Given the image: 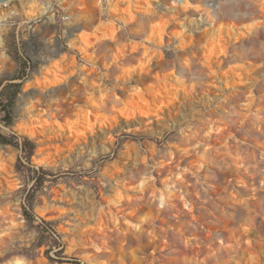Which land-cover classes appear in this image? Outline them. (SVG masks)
Returning a JSON list of instances; mask_svg holds the SVG:
<instances>
[{"label":"rangeland","instance_id":"374dc122","mask_svg":"<svg viewBox=\"0 0 264 264\" xmlns=\"http://www.w3.org/2000/svg\"><path fill=\"white\" fill-rule=\"evenodd\" d=\"M120 1L0 4L10 11L0 22V164L15 155L0 178V264H264V0H150L152 13ZM47 6L52 23L28 18ZM111 25L114 40L102 32ZM79 37L92 58L73 48ZM209 53L220 66L206 64ZM58 61L76 67L62 95L39 84ZM141 61L150 67L138 78ZM142 93L176 100L144 123L153 133L125 126ZM20 123L71 129L85 144L66 133L38 142Z\"/></svg>","mask_w":264,"mask_h":264},{"label":"bare ground","instance_id":"6f19581e","mask_svg":"<svg viewBox=\"0 0 264 264\" xmlns=\"http://www.w3.org/2000/svg\"><path fill=\"white\" fill-rule=\"evenodd\" d=\"M61 2L62 5H67V3H69L70 1L72 0H59ZM120 1V0H119ZM180 1H183V0H180ZM121 4L125 5L128 0H121L120 1ZM147 2V3H146ZM146 2H143L141 1L140 3L136 4L137 8L134 10L135 13H137V11L139 12H147V13H152L153 11H155L156 8H151V4H150V0H146ZM130 3V2H129ZM187 2L184 1L181 2V5L180 6H183L184 4H186ZM34 4V8H35V5L36 2H33ZM32 4V5H33ZM128 4V3H127ZM126 4V5H127ZM122 5V6H123ZM143 6V7H142ZM149 6V7H148ZM40 7V6H39ZM38 7V8H39ZM129 7V5H128ZM127 7V8H128ZM155 7V6H154ZM159 7V5L157 6V8ZM34 12L31 13H28V18L31 19L32 16H43V15H48L49 16V19H50V22L52 23L54 21L53 19V12H52V9L51 7L47 6L45 8H40ZM120 9V7H119ZM129 9V8H128ZM174 11L177 10V8H174ZM132 10V9H131ZM144 10V11H143ZM114 11V10H113ZM117 11V9H116ZM114 11L112 14L113 16H115L116 18L119 19V21H124L125 23H128L130 21H132L134 19V13H126V12H123V10H119L118 12ZM125 11V10H124ZM3 10H1L0 12V22L4 20V18L10 14V11H6V14L2 13ZM37 17V18H38ZM50 24V23H49ZM86 24L85 23H82L81 24V27H85ZM6 28L5 27H2L0 25V46L3 44V39H2V36H1V33L5 30ZM251 29V28H250ZM249 29V30H250ZM163 31V30H162ZM46 32H47V36H45L47 38V41L49 43H51L53 41V36H51V32H50V29L49 27L46 28ZM102 32H104V37L105 38H109L110 40H114L116 38V29L113 25L111 26H108V27H105V28H102ZM73 33V32H72ZM181 34V33H180ZM50 35V36H49ZM49 36V37H48ZM45 38V39H46ZM158 41L161 39L160 37L157 38ZM162 42V41H161ZM73 48H75L76 50H78L79 52L85 54L87 56V58H92V54L90 53V46H91V43H88L86 40H84L83 38H78L76 42H72L71 43ZM132 49V48H131ZM226 52V51H225ZM210 54V53H209ZM208 54V55H209ZM207 55V56H208ZM205 56V55H204ZM212 54H210L206 59L207 63L209 65V67L213 68L212 66H214L215 64H218L220 66L221 64V61L220 59H217V58H212L211 57ZM118 57V56H116ZM64 58V57H63ZM65 59V58H64ZM63 59V60H64ZM117 59V58H116ZM57 62V61H56ZM74 62V61H73ZM71 62V61H68L65 63V61L63 63H59L58 61V64L55 63V66H56V69L55 71L53 72V75L52 77L50 78V80H44V81H41L39 82L40 84V88L44 89V88H47V87H50V86H53L51 87V89L58 95H62L64 94L67 90H73L72 89V86L71 84L76 82V79L75 78H70L72 77L71 75L74 74L75 72V64ZM150 62V61H149ZM149 62L147 63L146 61H141L140 62V65L138 68H135V70L139 69V77L141 76V73L140 72H144L145 76H147V72L149 71V67H150V64ZM210 69V68H209ZM134 70V71H135ZM211 71V70H210ZM215 71V70H214ZM233 73V72H232ZM164 74V73H163ZM229 74V72L227 73ZM226 74V75H227ZM235 74V73H234ZM223 75V74H222ZM225 75V76H226ZM158 76V79H161V78H167V76L165 75H157ZM173 78L172 79H178L176 78L173 74L171 75ZM224 76V75H223ZM228 76V75H227ZM227 78V77H226ZM236 78V77H235ZM234 78V79H235ZM234 82V81H232ZM251 84V83H250ZM166 85V84H164ZM29 85H27L26 87H29ZM233 87L236 89L239 87V84L235 81L233 83ZM42 89H37L34 91L35 95H40L41 94V90ZM244 89L248 90L249 92L252 91V87L251 85H246L244 87ZM156 91H154L155 93ZM166 92V90H165ZM168 92V91H167ZM166 92V93H167ZM101 93V92H100ZM147 94V93H146ZM151 94V93H150ZM168 94V93H167ZM74 95L76 96V93H74ZM175 95V94H174ZM103 94H101V99L103 98ZM253 95H251L252 97ZM176 97V95H175ZM146 98V95L144 93L140 94L139 96H136V98H134V100H143V102H145V104L143 105L142 103V106H140V104L138 103V100L136 103H134V107L132 110L131 109V112L127 114L126 118L127 119H130V121L127 123L128 126H133V130L134 131H137V132H141L142 129H145L144 131H148L149 133L152 132V124H149V125H145L144 123L146 121H149V122H154L156 121L157 117H159L163 111L164 112H167L168 111V114L171 112V108L175 105V98L174 96L172 95L171 97L169 96V99L167 101V99H164L165 97L162 96V93H159V94H152L150 96V101H144V99ZM133 100V101H134ZM175 100V101H174ZM172 101V102H171ZM139 104V107L137 108L135 105L136 104ZM178 105V104H176ZM172 106V107H171ZM137 109V110H136ZM38 116V114H37ZM84 117V116H83ZM88 125V124H87ZM59 126V125H58ZM126 126V125H125ZM74 128V127H73ZM61 128H57L56 126L54 125H48V126H45L44 125H41L40 127L36 128L34 127V125L32 126L31 123H20L18 126H17V130L22 133V134H25L27 135L28 137L30 138H37L38 139V142H44V141H50V140H53V139H58V138H61V135H63L64 133L66 134H70V135H73V137H77V140L78 142L81 141V145L82 144H85V140L83 137H80V134L78 135V133H76V131L74 130H65V131H61L60 130ZM63 130V129H62ZM93 128H91L89 130V134L91 136V134H93L91 136V138L93 136H95L96 134L93 132ZM106 130L103 132L105 133ZM153 133V132H152ZM210 133V132H209ZM161 134V132H160ZM93 139V138H92ZM83 146V145H82ZM81 146V147H82ZM80 147V146H79ZM41 150H39L40 152ZM14 157L15 155H11L9 157V159H7L8 162H4V163H1L0 164V178L3 176L4 179H7V177L11 174V168H12V162L14 161ZM36 160V163L37 164H44V165H47V166H57L58 163H59V159L58 158H52V159H49V158H46V157H41V158H35ZM65 162V165H69L71 164V161L68 160H64ZM1 180V179H0ZM15 187V183H13L12 181L8 182L7 181V189L8 190H12L13 188ZM119 198V197H118ZM161 204L164 203L165 201V198L163 195L160 196L159 198ZM116 204H119L120 203V198L119 199H115L114 200ZM45 212V211H44ZM43 262V261H42ZM100 264H104L103 262L100 263Z\"/></svg>","mask_w":264,"mask_h":264},{"label":"water","instance_id":"95a60500","mask_svg":"<svg viewBox=\"0 0 264 264\" xmlns=\"http://www.w3.org/2000/svg\"><path fill=\"white\" fill-rule=\"evenodd\" d=\"M9 1H11V0H0V4H4V3H6V2H9ZM61 46H62V44H60ZM126 125V127L128 126L127 124H125Z\"/></svg>","mask_w":264,"mask_h":264}]
</instances>
